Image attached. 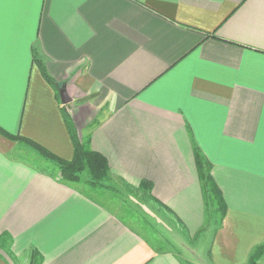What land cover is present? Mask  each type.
Listing matches in <instances>:
<instances>
[{
    "label": "crops",
    "instance_id": "1",
    "mask_svg": "<svg viewBox=\"0 0 264 264\" xmlns=\"http://www.w3.org/2000/svg\"><path fill=\"white\" fill-rule=\"evenodd\" d=\"M69 117L115 189L89 193L22 156L18 135L71 160ZM195 147L228 206L212 263L246 264L264 242V0H0V238L11 252L186 264L126 221L120 199L132 193L195 237L206 222Z\"/></svg>",
    "mask_w": 264,
    "mask_h": 264
},
{
    "label": "trees",
    "instance_id": "2",
    "mask_svg": "<svg viewBox=\"0 0 264 264\" xmlns=\"http://www.w3.org/2000/svg\"><path fill=\"white\" fill-rule=\"evenodd\" d=\"M67 122L70 126V133L75 147L74 156L71 160L56 156L55 154L32 140H28L27 138L19 135L16 137L19 140L25 141L32 145L41 156L46 158V160L54 163L61 177L67 182L72 184H79L83 182L87 183L91 188H103L104 181L110 178V165L108 163V159L99 151L92 149L90 145V137L83 136L70 117L67 119ZM194 152L199 171V178L202 181L205 196V225L207 223H213L214 221L216 222V224L218 223L213 229V231L216 233L219 227H221L223 224L228 206L224 199L222 191L220 190L212 175L211 163L202 154V151L198 147H195ZM46 160L44 161L47 162ZM45 162L43 163L45 164ZM85 172L88 173L87 178H84L83 176ZM143 189L146 192H149L151 190V183L145 182ZM148 239L150 243L153 242L150 238ZM263 255L264 242L256 246L254 250L251 251L246 264H257L259 259H261ZM40 256L41 255L37 251L34 252L33 260H39L41 258Z\"/></svg>",
    "mask_w": 264,
    "mask_h": 264
},
{
    "label": "rangeland",
    "instance_id": "3",
    "mask_svg": "<svg viewBox=\"0 0 264 264\" xmlns=\"http://www.w3.org/2000/svg\"><path fill=\"white\" fill-rule=\"evenodd\" d=\"M21 153L26 160H29L30 162L34 161L36 162L37 165L46 167V169L50 167L55 171H57L56 165L46 160V158H44L43 156H41L39 152H37V150L32 145L30 144L24 145ZM44 160L47 161L46 165L48 167L44 166L43 163ZM83 176L84 178H87L88 173L85 172ZM110 179H111L110 181L109 179L104 181L103 188H109V187L113 188L114 185H116L113 177H110ZM84 184L88 185L87 183ZM98 188L102 189L100 187ZM91 189L93 188L90 187V189H87V192H89ZM113 189H115V187ZM110 191L112 190L110 189ZM125 194L128 195V197L130 196L133 197L132 193L128 194L127 192H125ZM119 196L123 197L125 195H123L122 193L119 194ZM108 197L110 202L113 201V203H115V194H110ZM125 197L126 198L120 200L122 202L123 207L125 208V211L128 212L130 217L133 219V221H131V218L126 214L124 215L126 221H128L130 224L132 223V225L138 228L139 231L144 234V236L150 238L151 241H153V243L159 245L160 244L167 245V246H162V248L172 250L175 253H177V255L179 254L180 257L184 259L186 264H214L212 263L210 257V246L212 244L213 235L215 234L213 229L218 223L216 224L215 221L213 223H207L204 226V228L195 237H190L188 233H186L185 236L183 237L180 235L179 233L180 230L177 229L175 224L167 221L166 217L165 219L162 218L163 217L162 215H161L162 217L158 216L157 218L150 217L147 211L145 212L143 209L138 207L136 203H133L132 199L128 198L127 196ZM98 198L101 200L100 196H98ZM129 201H132V203L131 202L129 203ZM121 209L123 210L122 207ZM163 219L165 221H163ZM164 237H167V239L163 240ZM10 240H11L10 236H4L0 238V250L5 252L6 254V256L4 255H0V256H3L4 259L8 262V264H42L43 262L42 256H40L41 258L39 260L36 259L33 260V253L26 252L24 254L16 255L13 252H11L9 247ZM263 258L264 255L261 259Z\"/></svg>",
    "mask_w": 264,
    "mask_h": 264
},
{
    "label": "water",
    "instance_id": "4",
    "mask_svg": "<svg viewBox=\"0 0 264 264\" xmlns=\"http://www.w3.org/2000/svg\"><path fill=\"white\" fill-rule=\"evenodd\" d=\"M60 94H61V101L64 103V104H70L71 101H72V98L71 96L69 95L68 93V89L67 87L64 85L62 87V89L60 90Z\"/></svg>",
    "mask_w": 264,
    "mask_h": 264
}]
</instances>
